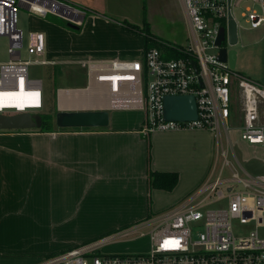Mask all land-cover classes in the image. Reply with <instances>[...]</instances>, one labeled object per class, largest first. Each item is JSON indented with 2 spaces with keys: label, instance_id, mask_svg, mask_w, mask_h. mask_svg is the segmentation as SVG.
<instances>
[{
  "label": "built area",
  "instance_id": "obj_1",
  "mask_svg": "<svg viewBox=\"0 0 264 264\" xmlns=\"http://www.w3.org/2000/svg\"><path fill=\"white\" fill-rule=\"evenodd\" d=\"M185 18L187 45L181 53L164 58L154 47L142 51L141 59H80L88 96L98 95L113 110L144 112L143 134L160 131L208 130L214 142L230 144L229 124L240 139L264 147V83H254L217 60L215 39L219 29L227 34L228 16L247 4L240 16L255 29H264V0H179ZM36 17L50 14L66 23L80 25L87 7L72 0H0V37L7 41V60L0 62V114L25 112L42 107V85L29 77L31 63L54 64L43 58L44 35L17 26V8ZM26 54L21 57L20 49ZM196 65V71L190 62ZM20 95L17 99V92ZM191 95L196 118L165 120L163 96ZM35 101H38L36 104ZM16 102H20L18 107ZM29 112V111H28ZM31 113V112H29ZM216 145V144H215ZM221 149L220 168L210 171L194 190L175 206L146 216L114 234L96 241L41 256L31 264H264V172L253 174ZM264 162L263 160H256ZM228 176H222V169ZM226 201L225 207H209ZM235 223L250 224L246 233H236ZM146 238L147 250L131 254H102V241Z\"/></svg>",
  "mask_w": 264,
  "mask_h": 264
},
{
  "label": "crops",
  "instance_id": "obj_2",
  "mask_svg": "<svg viewBox=\"0 0 264 264\" xmlns=\"http://www.w3.org/2000/svg\"><path fill=\"white\" fill-rule=\"evenodd\" d=\"M177 9L180 15L178 3ZM97 20L108 22L100 18L91 22ZM180 20L181 15L173 22L176 29L166 34L176 42L164 43L182 46L183 38L187 40L185 24ZM117 25L114 28L119 32ZM146 30L159 35L149 24ZM143 50L142 36L133 46L121 36L119 46L115 45L109 56L93 58H140ZM60 89L54 98L56 111L106 110L108 124L44 132L0 130V264L33 263L42 254L28 253L26 238L36 236L40 242L49 232L69 234L80 220L94 219L113 229L125 220L136 221L152 211L175 206L209 173L215 146L208 130L143 134V111L109 109L104 97L87 94L77 109L59 108L56 99ZM250 160L255 159L240 162ZM148 171L174 172L177 182L170 190L151 188L146 181ZM74 246L60 242L52 250L41 251L57 253Z\"/></svg>",
  "mask_w": 264,
  "mask_h": 264
},
{
  "label": "rangeland",
  "instance_id": "obj_3",
  "mask_svg": "<svg viewBox=\"0 0 264 264\" xmlns=\"http://www.w3.org/2000/svg\"><path fill=\"white\" fill-rule=\"evenodd\" d=\"M72 1L87 7L84 14L83 25L78 26L75 30L69 28L65 21L50 14H46L44 17L39 18L29 13L26 9L17 8V26L22 29L24 35L26 32H41L44 35L45 44L43 58L54 59L59 62L51 65H40L37 63L28 65L29 77L40 80L43 102L41 108L27 109L25 112L29 111L31 113L42 114L45 108L54 111L53 100L56 90L60 88H81L80 86L84 85V68L75 63L77 60L92 59L94 56H109V54H111L109 51L114 49L115 45L116 47L119 46L121 36H125L127 43L132 46L141 39V35L132 33L125 28L123 30L121 26L118 27L117 23L119 25L130 24L138 28H140L142 24H145L146 29L149 24L151 29L159 34H156L158 35L157 37L151 32L153 35L151 37L160 39L161 41L165 40V42L168 43L176 42L168 38L166 34L172 33V31L176 29L173 26V22L179 20L180 15V22L185 24L182 11L179 15L177 9L178 3L179 10H181L179 0H97L99 4L97 3L96 5L93 3V0ZM246 4V2H241L238 7L233 9V13L237 20V41L233 45L236 50L234 71L246 79L259 84L264 83V29L262 26H258L255 29L249 28L248 24L240 16L239 12ZM99 15H103V17ZM95 18L105 19L108 22H103L102 20L91 22ZM115 25L121 29H119V32L114 28ZM182 42V46L187 45V40L184 38ZM6 44V39L0 37V62L7 60V55L5 53ZM224 44H226L225 40ZM148 48H150V46H148ZM20 52L21 57H26L22 48ZM125 58H135V60L141 59V57L137 58L134 56ZM5 113L11 115L14 111L11 109L5 111ZM50 118L52 124L50 131L61 130L54 126L53 114ZM228 129L230 144L227 145L224 139H221L220 143L217 141L213 142L215 147H213L211 155L209 172L212 170L216 172L220 168L222 158L219 156V153L222 148L228 150L226 158L233 164H235L233 157L236 158L238 162L245 158H252L260 161L264 159V147L262 145H249L245 141L243 142L240 139L239 130L233 128V123L229 124ZM221 175L228 176V170L226 168L222 169ZM225 206L226 201H220L209 207L222 208ZM163 210L157 212L152 211L146 214V216L163 212ZM144 218L146 217L141 219ZM125 219V217H121L120 220L124 221ZM136 221L132 219L125 220L119 226L109 229L104 228L103 224L100 222L96 223L94 219L88 220L87 222L80 220L77 229L72 230L69 234H65L63 231H54V233L49 232L47 239H42L40 242H38V237L36 236L31 237V239L26 238V251L30 253L31 250H33L39 255L42 254V256H45L44 254L48 253L41 251V249L47 251L52 250L55 246H60V242H62V244L64 242H71L74 243L75 246H78L82 243L96 241L102 237L114 234L118 229L130 226V224ZM233 229L236 233H246V231L250 229V224L239 225L235 223ZM101 243L102 245L99 247L100 253L109 255L143 252L147 250L148 246V240L146 238L102 241Z\"/></svg>",
  "mask_w": 264,
  "mask_h": 264
},
{
  "label": "water",
  "instance_id": "obj_4",
  "mask_svg": "<svg viewBox=\"0 0 264 264\" xmlns=\"http://www.w3.org/2000/svg\"><path fill=\"white\" fill-rule=\"evenodd\" d=\"M71 29H76L77 25L66 23ZM227 34L224 39V30L219 29L215 39V45L219 47L217 60L220 62L228 63L230 69L234 70L236 60V50L234 44L237 41V34L235 30V23L228 16ZM226 44L222 46V42ZM193 69L196 71V65L193 60L190 62ZM163 109L162 115L165 120L171 121H188L196 118L195 113V100L191 95H176V96H163ZM54 126L58 129L61 128H94L106 127L108 124L109 116L106 110H57L53 114ZM41 125V118L39 113L15 112L11 115L0 114V130H28L38 129ZM243 167L253 174H261L264 172V162L256 160L245 161Z\"/></svg>",
  "mask_w": 264,
  "mask_h": 264
},
{
  "label": "trees",
  "instance_id": "obj_5",
  "mask_svg": "<svg viewBox=\"0 0 264 264\" xmlns=\"http://www.w3.org/2000/svg\"><path fill=\"white\" fill-rule=\"evenodd\" d=\"M120 26L123 30L125 28L132 33L141 35L143 38V49L148 48V46L159 49L161 50L164 58H175L181 55L179 50L176 48L177 46H171L169 44L164 43L161 40H156L153 37H151L149 32H147L146 30L145 24H142L140 28L135 27L130 24H124ZM263 62H264V59H263ZM53 109L54 111L53 110L51 111L50 109L45 108L44 113L40 114L41 125L38 129H36V131L44 132V131L51 130L52 124L50 121L51 119L50 117L55 112V101H54ZM61 129H64V128H61ZM176 179H177V175L174 172H162L161 173V172L148 171L147 177H146V181H148L149 187L161 189V190L162 189L170 190L171 188H173L177 182Z\"/></svg>",
  "mask_w": 264,
  "mask_h": 264
},
{
  "label": "bare ground",
  "instance_id": "obj_6",
  "mask_svg": "<svg viewBox=\"0 0 264 264\" xmlns=\"http://www.w3.org/2000/svg\"><path fill=\"white\" fill-rule=\"evenodd\" d=\"M86 92L85 90H82L80 88H76V90H69V89H60L57 93V104L60 108L65 107H71V108H77L83 103V98L85 96ZM20 95V92L18 91L15 96H17V99ZM36 104L38 101H35ZM18 107L21 106L20 102H16Z\"/></svg>",
  "mask_w": 264,
  "mask_h": 264
},
{
  "label": "flooded vegetation",
  "instance_id": "obj_7",
  "mask_svg": "<svg viewBox=\"0 0 264 264\" xmlns=\"http://www.w3.org/2000/svg\"><path fill=\"white\" fill-rule=\"evenodd\" d=\"M223 44H224V42H222V46H224Z\"/></svg>",
  "mask_w": 264,
  "mask_h": 264
}]
</instances>
